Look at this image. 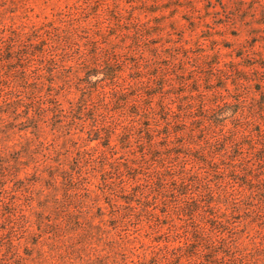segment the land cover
Returning a JSON list of instances; mask_svg holds the SVG:
<instances>
[{"label": "rangeland", "instance_id": "374dc122", "mask_svg": "<svg viewBox=\"0 0 264 264\" xmlns=\"http://www.w3.org/2000/svg\"><path fill=\"white\" fill-rule=\"evenodd\" d=\"M37 38L43 54L28 60L32 75L50 81L56 79L50 71L61 69L58 79L71 89H0V112L10 116L0 120V151L8 158L14 146H27L20 129L36 125L20 121L24 112L13 117L11 111L42 104L46 111L37 109L43 118L30 133L50 143L36 149L40 160L86 168L76 186H90L108 211L128 201V215L129 202L159 213L185 193L206 192L202 199H210L211 191L233 204L264 198V87L255 88L264 78V0H0L3 45L19 42L34 53ZM96 53L111 61L115 82L125 89H111L104 76L103 89H84L87 77L74 73ZM4 54L0 61L15 57ZM11 66L0 65V71ZM154 74L161 75L157 88H146ZM24 96L31 102L20 101ZM5 98L14 102L5 105ZM94 131L101 140L89 144ZM8 185L12 198L0 213V264H63L53 251V232L36 234L38 190ZM92 199V192L76 193L72 206ZM8 212L18 217L3 220ZM135 223L128 220L122 233L137 238L139 248L141 238L149 242L139 236L148 228Z\"/></svg>", "mask_w": 264, "mask_h": 264}, {"label": "trees", "instance_id": "16d2710c", "mask_svg": "<svg viewBox=\"0 0 264 264\" xmlns=\"http://www.w3.org/2000/svg\"><path fill=\"white\" fill-rule=\"evenodd\" d=\"M40 43V39L37 38L34 43V53H28L19 42H12L8 49L0 40V57L3 58L4 53L8 51L15 54L14 58L9 57L5 58L6 61H0L1 66L6 63L15 64L8 69V75L0 71V79L4 78L6 81L4 83V80H0V89H7L10 93L21 89H45L43 87L45 85L52 89L65 85L64 89H71L65 81L58 79L57 75L61 69L57 71L54 68L50 71L56 78L50 81L32 75L31 63L27 65V62L33 61L37 54H43V49L37 47ZM49 57L53 55L49 54ZM97 57L99 55L96 53L93 56L95 59L85 62L84 59L81 60V67L78 68L77 73H74L77 76L82 72L87 77L83 85L84 89H103L104 86L100 85L103 81L102 76L105 77V81H110L115 86L111 89H125L115 82L118 78L117 71L112 70L108 65L111 61L107 59L108 62H106ZM250 66L254 70L258 65ZM261 67L264 68V65ZM153 76L150 85L146 88H157L158 84L155 81L160 79L161 75ZM255 86L256 89L263 88L264 78ZM2 101L5 105L14 102L11 98H5ZM20 101L31 102V99L24 96L20 98ZM41 105L37 107L22 105L15 111H11V114L14 117L15 114L18 115L15 112L21 114L24 112L25 115L20 117V121L22 120L24 124L35 121V124L39 125L43 115L38 114L37 109L46 111ZM149 108H151L150 105ZM0 117L3 124L4 118L10 116L9 113L0 112ZM36 125H27L20 129L23 132V143L27 146L22 147L20 144L19 147L14 146L15 150L12 151L11 158L0 151V213L6 201L12 198L9 191L12 187L8 184L13 183V187L20 188V191L29 190L28 187L35 186L40 194L38 206L33 211V214L39 217L37 225L39 232L36 234L48 236L53 232L51 239L56 249L53 251L63 259V264H264V198L233 204L225 198L215 197L211 191L210 199H202L206 192H203V195L195 194V196L185 193L187 197L180 202L175 199L170 205L167 202L163 203L165 207L160 209L159 213L154 207L144 205H141L142 209L138 210L133 203L129 202L132 210L128 215V201L125 202V206L114 203L108 211L100 199L101 195L94 193L90 186H76L80 181L79 176L86 170L80 166L83 159L82 161L77 159V165L82 168L80 171H78L79 167L72 169L50 157H43V160H40L36 149L39 146L48 147L50 143L42 137L30 134L34 132L32 129L37 130ZM96 132L94 131L93 135L90 134L91 137L87 140L89 144L92 141L101 140V137L95 134ZM13 133L14 130L9 134ZM106 137L110 138V136ZM183 145L186 149L193 148L190 143ZM30 163H32V171H29ZM106 169L104 168L105 171ZM30 176L34 177L30 180L34 183L31 186L29 183L24 185ZM57 189L63 190V194L57 193ZM82 191L92 192L95 199L77 201L79 205L75 208L72 206L71 198ZM106 195L104 191L102 196ZM48 198L51 201H48ZM13 205L18 206L16 202ZM121 207H125L124 212L119 211ZM7 214L8 217L3 220L9 221L11 217H18L15 213ZM128 220L137 221L135 224L138 226H147L148 230L145 234L139 233V236L147 238L149 242L146 243V240L141 238L137 242L140 245L138 248L135 244L137 238L130 239L122 233V228L126 226ZM10 224L8 230L13 231L15 222ZM31 227L32 225H28L26 229L31 230L29 229ZM135 228H137L136 232L142 229V227ZM12 247L16 250L14 245Z\"/></svg>", "mask_w": 264, "mask_h": 264}]
</instances>
